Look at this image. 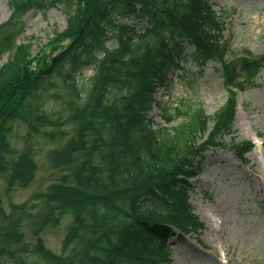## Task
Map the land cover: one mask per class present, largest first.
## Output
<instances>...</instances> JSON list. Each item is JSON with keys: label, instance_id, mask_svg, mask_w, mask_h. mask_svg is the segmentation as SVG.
Segmentation results:
<instances>
[{"label": "trees", "instance_id": "1", "mask_svg": "<svg viewBox=\"0 0 264 264\" xmlns=\"http://www.w3.org/2000/svg\"><path fill=\"white\" fill-rule=\"evenodd\" d=\"M53 1L67 10V28L57 36L66 46L55 58L38 60L35 71L28 69L29 55H20L21 48L0 67V173L9 171L7 192L27 187L40 143H31V136L69 123L73 135L47 157L67 168L71 180L49 186L33 214L17 205L6 213L0 201V264L169 263L171 228L187 233L197 225L188 203L193 164H201L208 150L228 146L224 137L235 116L234 90L255 86L264 54L252 58L241 50L230 57L228 41H222V14L216 15L209 0ZM24 3L13 10H24ZM188 58L199 69L216 64L228 98L212 117L199 104L173 108L164 121L179 122L153 130L156 95L167 91L169 75L184 73L180 64ZM86 68L93 75L79 89L75 77ZM56 78L64 87L54 102L66 116L52 118L47 95ZM14 122L27 128L20 152L7 139ZM46 136L43 147L55 141L52 133ZM233 148L238 158L249 151ZM65 216L71 218L62 241L68 253L55 255L40 234ZM29 219L35 241L26 246L20 229ZM75 242L80 246L70 249Z\"/></svg>", "mask_w": 264, "mask_h": 264}, {"label": "rangeland", "instance_id": "2", "mask_svg": "<svg viewBox=\"0 0 264 264\" xmlns=\"http://www.w3.org/2000/svg\"><path fill=\"white\" fill-rule=\"evenodd\" d=\"M21 2H25V9L14 11L13 7L17 8ZM209 3L214 12L222 14V36L228 41L230 57L241 50L250 52L252 58L264 54V0H209ZM82 6V2L75 4L72 15ZM67 25V10L57 1L0 0V67L21 48L20 55H29L28 69L35 71L38 60L42 59L43 64L66 46L67 42L57 36ZM5 46H11V50L5 51ZM107 47L110 49L112 44ZM180 67L184 73L178 70L169 75L167 91L161 90L156 95L159 104L150 114L153 130L170 128L179 122L166 124L164 121V116L171 115L173 108L199 104L205 115L212 117L228 98L216 64L207 63L199 69L188 58ZM92 75V69L86 68L75 82L77 87L88 85ZM52 82L63 88L58 78ZM254 85L242 92L235 91L236 112L230 133L224 137L228 146L208 151L202 164H193L199 172L190 180L193 191L189 204L197 225L183 238L176 237L179 233L171 228L173 234L167 239L170 262L166 264H264V66ZM55 92L52 90L47 95L51 117L66 116L61 105L51 97ZM72 129L67 123L63 128H44L38 136H31V143H40L35 149L33 180L27 187L13 186L7 192L9 171L0 173V201L6 213L11 205H17L33 214L39 209L32 210L38 197L49 186L64 177L71 180L67 168L56 167L48 160L47 151L63 144L73 135ZM49 133L55 141L43 147L42 140H47ZM103 135L106 139V134ZM26 137L27 128L14 122L7 138L10 148L22 151ZM236 145L251 149L238 158L233 148ZM70 222L69 216L62 217L56 227H47L41 232L45 249L55 255L62 252ZM32 226L33 221L29 219L20 229L26 246L35 241Z\"/></svg>", "mask_w": 264, "mask_h": 264}, {"label": "bare ground", "instance_id": "3", "mask_svg": "<svg viewBox=\"0 0 264 264\" xmlns=\"http://www.w3.org/2000/svg\"><path fill=\"white\" fill-rule=\"evenodd\" d=\"M80 75H81V74H80ZM80 75H79V76H80ZM79 76H76V77H75V82H76V80H77V78H78ZM75 84H76V83H75ZM55 85H56V87H53L52 89H50V91H52V90L56 91L55 94L51 96V97H53V98H54V96H55L56 94H58V92H59L60 89H61V88H59V87L57 86V84H55ZM62 86L64 87L63 83H62ZM80 89H81V88H80ZM82 94H83V92H82ZM81 100H83V98H81ZM103 134H106V131H104ZM105 136H106V135H105ZM103 138H104V135H103ZM52 148H54V146H52ZM50 150H53V149L50 148L47 152H49ZM70 225H71V222H70ZM70 225H69V226H70ZM55 227H56V226H55ZM68 228H69V227H68ZM63 239H64V238H63ZM71 246L79 247V246H80V242H75V243L71 244ZM61 251H62V252H61L59 255L64 254L62 247H61ZM64 255H65V254H64ZM230 260H231V259H230ZM230 260H229V261H230Z\"/></svg>", "mask_w": 264, "mask_h": 264}]
</instances>
